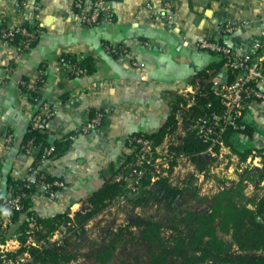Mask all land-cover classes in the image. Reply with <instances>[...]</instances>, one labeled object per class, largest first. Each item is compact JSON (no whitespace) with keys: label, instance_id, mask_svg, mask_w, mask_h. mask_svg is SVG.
Masks as SVG:
<instances>
[{"label":"crops","instance_id":"obj_1","mask_svg":"<svg viewBox=\"0 0 264 264\" xmlns=\"http://www.w3.org/2000/svg\"><path fill=\"white\" fill-rule=\"evenodd\" d=\"M73 4L74 0H0V23L18 28L30 20L41 26L36 44L25 52L0 37V212L2 197L13 183L35 179L30 167L38 155L26 152V140L37 108L23 86L39 88L54 109L46 133L62 150L41 169L65 182L54 193H36L33 213L41 218L66 213L72 217L132 153L129 138L157 132L180 92L219 61V55L198 48V43L214 40L249 54L256 43L264 42V0H112L108 6L113 21L94 26L77 19ZM227 22L238 27L225 32L222 25ZM113 46L126 52L115 54L109 49ZM66 55L82 61L89 72L73 76L60 62ZM133 61L145 66H134ZM226 76L223 67L211 79ZM99 112L104 113L100 127L79 132ZM179 115V132L185 133V114L180 110ZM244 121L252 135L233 136V152L239 155L264 146V101L250 103ZM222 177L236 181L239 173ZM26 219L23 213L8 227L0 224V240H19L17 231Z\"/></svg>","mask_w":264,"mask_h":264},{"label":"trees","instance_id":"obj_2","mask_svg":"<svg viewBox=\"0 0 264 264\" xmlns=\"http://www.w3.org/2000/svg\"><path fill=\"white\" fill-rule=\"evenodd\" d=\"M24 26L28 31L35 32V37L31 41L32 48L38 40L41 26L38 22L30 20ZM8 41L24 47L27 37L17 32L13 40ZM65 57L72 61L77 60L72 55ZM80 65L89 72L82 61ZM223 67L224 60L220 58L209 71L199 72L192 81L196 90L195 103L187 109V100L177 96L164 125L157 132L142 133L152 138L156 145L168 144L170 150L177 155L187 156L196 167L197 173L209 170L212 160L204 154L208 146L198 137L193 128L192 118L213 111H222L223 107L213 90L211 78ZM43 79L44 75H41L38 86L42 84ZM23 87L38 110L42 103L46 102L39 88L29 90L26 86ZM180 110L185 114L183 119L185 133L179 132ZM236 133L251 136L252 130L248 125L247 129L241 132L229 128L225 133V139L232 148H234L232 138ZM30 139H34L35 144L40 145L42 149L51 144L55 145L53 157L62 150L60 143L50 142L47 133L30 128L26 144ZM252 149L240 152L241 157L246 159ZM254 149L262 157V168L245 169L239 174L238 180L233 182L215 176L219 187L208 197L203 196L195 184L198 176H191L181 188L172 185L171 176H163L153 181L149 170L139 179L134 174L137 169L134 166L136 152H132L126 156L118 169L105 176L103 185L83 200V207L72 217L68 213L55 218L37 216L39 229L35 232V237L38 240H47L55 232H62L61 241L48 242L41 247L26 246L29 218L34 213L32 197H25L23 210L14 212L12 219L14 223L21 214H27V219L17 231L21 246L15 251L8 252L6 259L0 251V264L5 260L16 261L27 251L29 257L19 264L71 263L78 256L68 251L69 235L85 233L87 225L120 197L127 198L132 207L141 209V213L118 226L106 242L96 243L85 252L83 257L86 261L96 264H264V185L261 186L264 181V146ZM177 163L174 161L173 165ZM118 173L123 175L120 179L115 176ZM46 176L49 181L57 179L49 174ZM27 183H31L32 188L27 189ZM248 183L261 187V194L250 195L247 192ZM35 185L36 180H20L13 183L11 191L13 194L31 195L35 193ZM134 185L138 187L135 192L132 190ZM58 189L45 194L54 193ZM153 195L172 204L169 216L164 220H159L148 212V204ZM180 200H183L184 204L179 203ZM206 200L209 206L204 211L194 209L190 205L192 201ZM1 241H4L3 238L0 243ZM123 254L125 258H121Z\"/></svg>","mask_w":264,"mask_h":264},{"label":"built area","instance_id":"obj_3","mask_svg":"<svg viewBox=\"0 0 264 264\" xmlns=\"http://www.w3.org/2000/svg\"><path fill=\"white\" fill-rule=\"evenodd\" d=\"M112 0H74L73 10L77 19L88 26L98 25L103 21H113L108 3ZM148 7H151L148 4ZM39 8V6H37ZM238 27V24L227 22L222 25V30L232 32ZM21 32L27 37L24 47H20L22 52L31 48V41L35 37L34 31H28L24 25L18 28H10L0 23V37L4 40H13L14 34ZM262 36L264 39V23L262 27ZM263 43H256L254 50L249 54H241L228 45L214 41L203 40L197 44V47L216 53L224 60V68L227 73L225 79L213 81V90L219 98L223 107L221 112L213 111L209 114L200 115L192 118L193 128L198 137L207 146L204 154L208 155L211 160L209 170L197 173L199 179L204 180L212 176H231L234 172L239 174L245 169L262 168L263 161L261 155L256 149H253L246 159L233 152L225 139L226 131L231 128L236 132L245 131L247 124L244 121L245 112L252 102L264 101V51ZM111 52L119 54L126 52L121 47L113 46L109 48ZM122 49V50H121ZM61 64L68 67L73 76H81L88 73V70L80 65V61L67 59L65 56L60 60ZM134 66L144 67V63L133 61ZM180 94L187 100L186 108H190L195 103L196 90L193 86L182 90ZM54 115V109L48 102H43L41 107L35 112L31 120V129L38 130L42 133L47 132L48 121ZM104 113L99 112L84 124L79 132L82 134L91 133L100 127L103 122ZM11 141V135L7 136ZM132 152H136V161L134 166L137 168L134 174L140 179L141 176L149 170L153 176L152 180L156 181L163 176H171L176 170L178 163L182 159H188L185 155H177L171 151L168 144L158 146L152 138L142 135H134L128 140ZM26 152L30 155H38L36 163L30 167V171L36 180L35 193L31 195L26 193L13 194L10 191L2 198V210L0 212V224L4 227L13 222L14 212L23 210V199L33 197L36 193L53 192L57 188H63L65 182L62 179L47 180L46 172L41 166L53 158L55 145L51 144L45 148L35 144L34 139H30L26 144ZM177 161V165L173 162ZM28 180V179H27ZM26 188H32L31 183L26 184ZM137 186H132V190L137 191ZM39 229L38 218L31 215L28 226V241L26 246L41 247L48 242L61 241L62 232L57 231L49 239L38 240L35 232ZM65 230V227H63ZM21 242L17 239L6 240L0 243V251L6 259V254L17 250ZM29 257L27 251L18 260H5L3 264H19Z\"/></svg>","mask_w":264,"mask_h":264},{"label":"rangeland","instance_id":"obj_4","mask_svg":"<svg viewBox=\"0 0 264 264\" xmlns=\"http://www.w3.org/2000/svg\"><path fill=\"white\" fill-rule=\"evenodd\" d=\"M191 176H197L196 167L188 159H182L176 170L171 174L170 181L172 185L181 188L188 182ZM218 177L224 178L222 176ZM212 178L216 177L212 176ZM195 184L199 187L201 194L206 197L212 195V193L219 187L218 185L216 188V183L211 177L204 180L196 177ZM261 191V187L255 185L251 186L249 184L247 186V192L250 195L258 196ZM179 203L184 204V201L180 200ZM190 205L194 209L204 211L208 208L209 202L208 200L204 202L192 201L190 202ZM148 206V212L150 215L159 220H164L169 216L172 204L165 202L157 195H153ZM139 213H141V209L132 207L127 198H118L112 206L98 215L87 225L85 233L82 235H69L70 244L68 246V251L74 252L78 256L77 259L69 264H96L92 261H86L83 257L84 253L91 247L95 246L96 243L106 242L118 226L125 224ZM124 256L125 255L123 254L121 258L126 257Z\"/></svg>","mask_w":264,"mask_h":264}]
</instances>
